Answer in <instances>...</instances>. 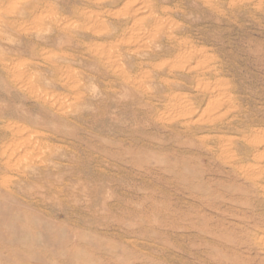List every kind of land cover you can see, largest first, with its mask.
<instances>
[{
	"label": "rangeland",
	"instance_id": "rangeland-1",
	"mask_svg": "<svg viewBox=\"0 0 264 264\" xmlns=\"http://www.w3.org/2000/svg\"><path fill=\"white\" fill-rule=\"evenodd\" d=\"M0 264H264V0H0Z\"/></svg>",
	"mask_w": 264,
	"mask_h": 264
}]
</instances>
